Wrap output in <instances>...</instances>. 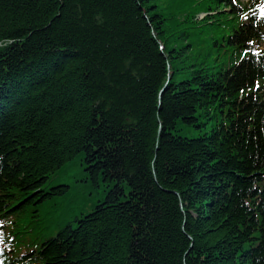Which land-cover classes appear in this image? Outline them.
I'll return each mask as SVG.
<instances>
[{
    "label": "trees",
    "instance_id": "16d2710c",
    "mask_svg": "<svg viewBox=\"0 0 264 264\" xmlns=\"http://www.w3.org/2000/svg\"><path fill=\"white\" fill-rule=\"evenodd\" d=\"M262 6L0 0L3 264H264Z\"/></svg>",
    "mask_w": 264,
    "mask_h": 264
},
{
    "label": "rangeland",
    "instance_id": "374dc122",
    "mask_svg": "<svg viewBox=\"0 0 264 264\" xmlns=\"http://www.w3.org/2000/svg\"><path fill=\"white\" fill-rule=\"evenodd\" d=\"M203 16V13H199L195 18L200 20ZM180 134L181 136L187 137L193 136V133L188 129L182 130ZM59 186H69L70 190L63 200H59L61 197H54L55 200L51 201L52 203L44 208L45 211L49 212V216L53 219H56V216L61 214L64 208H66V210L73 208V212H79L81 209L79 203H83V205L87 207L89 205L90 207L94 202L103 198L101 184L99 185L101 188H95L92 180L88 177L87 172H84V169L78 162H74L59 173H56L55 177L51 178L43 186V190ZM83 187H85V189H83ZM84 191L91 194L89 204L87 203L88 199L83 196ZM86 210L88 211L90 208H87ZM41 215H43V213ZM74 216H78V214H75ZM62 224L64 223H61V225Z\"/></svg>",
    "mask_w": 264,
    "mask_h": 264
},
{
    "label": "snow or ice",
    "instance_id": "6c2138e0",
    "mask_svg": "<svg viewBox=\"0 0 264 264\" xmlns=\"http://www.w3.org/2000/svg\"><path fill=\"white\" fill-rule=\"evenodd\" d=\"M233 3L236 2V0H232ZM262 11H264V6H262Z\"/></svg>",
    "mask_w": 264,
    "mask_h": 264
}]
</instances>
